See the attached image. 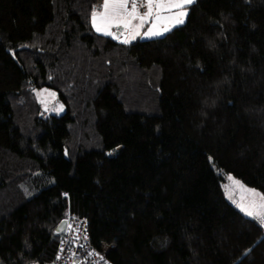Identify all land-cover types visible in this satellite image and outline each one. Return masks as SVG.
Returning a JSON list of instances; mask_svg holds the SVG:
<instances>
[{"label":"trees","instance_id":"obj_1","mask_svg":"<svg viewBox=\"0 0 264 264\" xmlns=\"http://www.w3.org/2000/svg\"><path fill=\"white\" fill-rule=\"evenodd\" d=\"M95 12L0 0V264L52 261L69 213L111 264H264L263 225L224 186L264 194V0H195L127 43Z\"/></svg>","mask_w":264,"mask_h":264},{"label":"crops","instance_id":"obj_2","mask_svg":"<svg viewBox=\"0 0 264 264\" xmlns=\"http://www.w3.org/2000/svg\"><path fill=\"white\" fill-rule=\"evenodd\" d=\"M123 2L124 0H108L109 8L106 10L103 7L105 3L104 0L103 5L99 8L100 12L97 15H94L96 16L95 20H92L95 30L97 31V28L100 29L97 32L116 38L121 42H132L141 39V37L146 33L149 38L160 37L151 35L150 30L165 33V28H169L171 25L176 23V20H173V15L170 11H161L159 13L160 18L157 19V12L154 8L151 16H145V13L147 12V8L145 6L143 10H139L137 8L135 14L129 15V13L132 12L133 5V3H131L129 0H127L126 9L113 7V5ZM96 13L97 11L95 14ZM112 13L117 14L113 15ZM108 15H111V17L107 18ZM141 16H145V19L141 20L139 18ZM110 18H112V20H109ZM260 211L264 212V208H262Z\"/></svg>","mask_w":264,"mask_h":264},{"label":"built area","instance_id":"obj_3","mask_svg":"<svg viewBox=\"0 0 264 264\" xmlns=\"http://www.w3.org/2000/svg\"><path fill=\"white\" fill-rule=\"evenodd\" d=\"M146 0H130L139 10L144 9ZM104 0H92L93 10H98ZM55 258L43 264H111L93 244L87 219L69 213Z\"/></svg>","mask_w":264,"mask_h":264},{"label":"rangeland","instance_id":"obj_4","mask_svg":"<svg viewBox=\"0 0 264 264\" xmlns=\"http://www.w3.org/2000/svg\"><path fill=\"white\" fill-rule=\"evenodd\" d=\"M189 5H186L184 8V11H186V15L183 17L184 22L187 20V16L189 13ZM173 11H176V10H173ZM99 12L100 11L98 9L97 13L94 15H97ZM112 14L114 15L117 13H112ZM172 15H173V12H172ZM94 17H96V16H94ZM109 17H111V15L107 16V18H109ZM176 19H177V17L173 15V20H176ZM109 20H112V18H110ZM177 25H180V24L174 23L168 29L171 30L173 27H175ZM167 32L168 31L163 33V35L166 34ZM146 38H149L147 33L141 37V39H146ZM150 38H153V37H150ZM36 93H37V96L39 98L40 105L42 107V113L44 116H48L51 114L60 115L66 111V106L63 103V101L61 100V97L59 96L57 91H55L51 88H48V87H42V88L37 89ZM229 176L234 178V180L238 181L239 184H233V181L229 179ZM240 184H242L244 186V189L255 190L257 195H252L250 192L244 191L243 189L240 188ZM224 186H225V193H226L228 200H230L238 209L243 211L245 214H247V211H252L254 214L252 217H255V214L257 212H262V211H260V210H262L260 205L264 204V200L260 199V194H262V193L259 190H257L256 188L247 186L246 184H244L241 180L237 179L232 174L226 175V180L224 182ZM242 209H245L246 211H244ZM262 225L264 227V224H262ZM28 264H40V263L37 261H31Z\"/></svg>","mask_w":264,"mask_h":264},{"label":"snow or ice","instance_id":"obj_5","mask_svg":"<svg viewBox=\"0 0 264 264\" xmlns=\"http://www.w3.org/2000/svg\"><path fill=\"white\" fill-rule=\"evenodd\" d=\"M193 2H194V0H155V3H154V0H147V3L144 5L147 8V12L145 13V16H151L154 8L157 12V16H156L157 19L160 18L159 13L161 11H170V12H173V15L177 17L176 23L182 24L184 22L183 17L186 15V11H184V8L186 5L192 4ZM103 7L106 10L109 8L108 0H105ZM113 7L120 8V9H126L127 8V0H124L123 3L115 4V5H113ZM173 10H176V11H173ZM136 11H137V6L135 3H133L132 12L129 13V15L135 14ZM145 16H141L139 18L141 20H144ZM93 19L95 20V17H93ZM99 30L100 29L97 28V31H99ZM164 31H169V29L165 28ZM150 34L153 36H160L163 33L150 30ZM125 43H127V41H125ZM229 179L233 181V184H239V182L234 180V178H232L231 176H229ZM240 188L243 189L244 191L250 192L252 195H257L255 190L244 189V186L242 184H240ZM260 199L264 200V194H260ZM260 207L264 208V204H261ZM242 210L246 211L245 209H242ZM247 215L253 216L254 214L252 211H247ZM255 218L261 224H264V212H257L255 214Z\"/></svg>","mask_w":264,"mask_h":264},{"label":"water","instance_id":"obj_6","mask_svg":"<svg viewBox=\"0 0 264 264\" xmlns=\"http://www.w3.org/2000/svg\"><path fill=\"white\" fill-rule=\"evenodd\" d=\"M66 226V219H63L56 228V232L62 234Z\"/></svg>","mask_w":264,"mask_h":264},{"label":"clouds","instance_id":"obj_7","mask_svg":"<svg viewBox=\"0 0 264 264\" xmlns=\"http://www.w3.org/2000/svg\"><path fill=\"white\" fill-rule=\"evenodd\" d=\"M97 11V10H96Z\"/></svg>","mask_w":264,"mask_h":264}]
</instances>
